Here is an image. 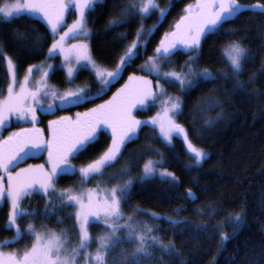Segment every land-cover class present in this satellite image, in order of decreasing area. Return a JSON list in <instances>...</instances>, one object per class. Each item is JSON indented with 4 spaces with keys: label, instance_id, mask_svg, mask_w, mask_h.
<instances>
[{
    "label": "snow or ice",
    "instance_id": "obj_1",
    "mask_svg": "<svg viewBox=\"0 0 264 264\" xmlns=\"http://www.w3.org/2000/svg\"><path fill=\"white\" fill-rule=\"evenodd\" d=\"M97 2L98 0H0V22H11L13 19L27 17L37 19L38 22L42 20L47 25L54 37L48 48V58L57 54L62 56V67L66 70L67 82L71 83L82 67L94 70V78L100 82V87L95 92L88 86H78L59 93L48 83V79L51 71L60 68L61 65L48 63L47 68H44L47 60L37 65H29L23 78H18L17 65L3 51V46H0V58L6 61L10 77L6 95L4 90L0 89V128L13 118L33 125L31 128H20L0 139V209L3 204L9 207L7 219L0 230L13 232L11 237L0 240V249L8 244L17 243L25 236L34 237L30 247L8 252L0 250V264H80L81 260L84 264H144L149 258H162L154 257V250H158L162 255L177 257L176 264H187L176 249L174 240L164 243L161 237L153 234L158 225L150 226L147 222L139 221L132 214L123 211L122 205L132 195L135 183L132 177L121 179L115 173H111L109 180L118 181L111 187L101 188L98 182L95 188L79 191L73 187L57 188L56 182L64 175H79L80 184L95 176H103L104 170L112 167L120 159L124 148L137 137L140 126L145 123L132 115L133 108L143 109L149 102H155L158 96H167L160 79H164L171 87L178 84L186 96L206 82L221 78L236 80L237 89L243 92L245 86L238 78L245 71L244 63L250 56L249 50L239 42L228 44L221 52L231 69V75L223 71L215 73L209 68L198 70L192 67L190 62L199 59L202 39L209 35L234 34L235 30L225 29L224 24L238 17L244 10L264 15V3L260 0H256L254 4L240 3L239 0H195V3L186 4L184 14L175 22L172 31L165 32L160 39L154 50L155 55L148 57L140 66L142 70L154 73L158 77L155 87L153 81L147 77L129 76L128 82L117 89L109 100L83 113H76L74 120L69 116L49 120L50 137L44 139V130L35 126L38 123V111L51 112L63 105H77L82 101L90 102V97H98L111 85L125 64L142 54L150 42L151 35L175 6V0H169L164 7H160L158 0H128L120 14L109 20L106 31L127 23L128 19L134 16L144 19L157 12V19L147 31L144 30L143 24L140 25L136 31V38L120 57L116 70L107 71L93 60L87 43V39L92 35L88 28L87 14L96 10L94 6ZM73 11L76 13V19L68 24L66 14ZM62 27L64 31L60 32ZM32 31L35 32V29ZM13 35L22 37L24 34L17 30ZM142 36L144 39H141ZM77 37L82 39L67 44L69 39L76 40ZM120 37L126 38V33H121ZM180 49L194 52L196 55L188 57V62L181 66V71H162L161 61L171 64V57ZM37 70L41 75L34 81V86L30 87L33 73ZM261 71H264V64L261 65ZM253 79L254 76L249 77L250 81ZM161 104L162 112L150 117L148 122L159 129L158 137L170 148L175 147L174 138H182L187 146L186 151L193 158L186 167L189 169L199 167L207 153L191 142L187 129L174 118L182 114L181 98L168 96ZM105 128L111 132V143L107 149L87 164L79 167L74 165L72 160L88 153L99 142L98 138L103 135ZM42 150L47 151L46 164L50 167L45 168L44 164L29 165L27 168H19L16 172L11 171L21 160ZM163 163L165 160L162 156L160 159H146L139 181L143 182L158 175L170 184L178 185L180 180L175 173L166 168H157V165ZM127 170L125 166L120 172L125 173ZM34 192L47 197L43 213L39 208L24 206L22 203ZM185 198L196 199L191 188L186 189ZM54 200L60 203L57 205ZM58 208L75 209L67 213L69 218H73L72 230L78 237V243L74 247L68 246L71 239L65 229H61L59 233L51 229L39 232L32 223H28L26 228H22L18 223L26 216L51 217ZM186 209L187 205H184L176 212L178 214ZM132 211L140 213L147 210L136 207ZM212 213L215 214V209ZM149 215L157 220H165L173 226L188 223L156 212H150ZM243 218L244 212L241 210L231 214L228 220L218 227H224L225 224L232 226L233 223L238 227ZM57 223H64V219L58 217ZM93 223H102L107 232L93 236L89 231V226ZM196 227L208 234V225L197 224ZM187 230L186 228L182 231ZM235 231L236 227H233V235ZM230 238L228 234L221 232V247ZM93 243L96 245L95 251H90ZM133 243L135 247L131 248V251L122 247L123 244ZM118 247L119 253L113 255V250Z\"/></svg>",
    "mask_w": 264,
    "mask_h": 264
},
{
    "label": "trees",
    "instance_id": "obj_2",
    "mask_svg": "<svg viewBox=\"0 0 264 264\" xmlns=\"http://www.w3.org/2000/svg\"><path fill=\"white\" fill-rule=\"evenodd\" d=\"M158 1L163 6L169 3V0ZM193 2L195 0H175V6L150 37V42L146 45L147 56L153 55L158 40L184 13L185 5ZM239 2L254 4L256 0ZM260 2L264 3V0ZM127 3L128 0L98 1L94 6L96 10L87 14L88 28L92 33V55L96 61L107 67H113L118 62L136 38V31L141 24L155 21L154 15L144 19L134 16L128 19L127 23L106 31L109 20L118 16ZM224 28L234 29V34L209 35L202 39L199 59L190 63L198 70L209 68L215 73L223 71L231 75V69L221 52L228 44L239 42L249 50L250 56L244 63L245 71L238 78L245 86L244 91L237 89L236 80L224 78L206 82L188 96L177 85H167L169 92L177 94L182 101V114L177 115V121L187 129L191 142L207 151L202 164L199 167L187 168L191 158L181 139L174 138L175 147L170 148L158 137L154 127L143 125L139 128L137 137L124 148L120 159L112 167L105 169L103 176H95L86 183L94 185L98 181L101 184L113 185L118 181L109 180L111 173L121 179L132 177L135 181L132 195L122 205L123 211L150 226L158 225L153 234L161 237L164 243L174 240L176 249L187 264H264V71H261V65L264 64V15L244 10L238 17L225 23ZM32 29H35V32ZM17 30L24 35L14 36L13 32ZM121 33H126V38H121ZM53 38L50 29L42 20L38 22L37 19L23 17L11 22H0V46H3V51L17 65L18 77L24 74L29 65H37L55 58H48V48ZM20 40L23 42L20 43ZM189 54L190 52L177 51V69L186 65ZM4 62L5 60L0 58V89H4L8 80ZM133 70L134 67L126 68L123 72ZM250 76H254L251 81ZM75 78L77 82L91 83L92 88L98 86L89 70L82 69ZM50 80L51 84L59 88H67L70 85L60 68L51 72ZM112 90L113 85H110L101 96L90 98V102L82 101L77 105L68 106L65 112L72 115L86 110L107 97ZM108 139V135L103 132L98 138L99 142L88 153L75 159L76 163H84L98 155L106 148ZM161 156L165 163L157 165V168H166L175 173L180 180L178 185H172L158 176L139 181L144 161L148 158L160 159ZM31 160L36 161L31 157L26 159L27 162ZM125 166L127 172L121 173L120 169ZM77 182L78 176L64 175L56 184L57 188H65L73 187ZM188 188L195 193V200L185 198ZM46 200L47 197L34 194L26 197L22 203L24 206L39 208L43 213ZM54 203L58 205L60 202L54 200ZM184 205H187V209L177 214L176 210ZM136 207L147 211L133 213L132 210ZM213 209L215 214L212 213ZM241 210L244 212V218L238 227L234 223L232 226L225 224L224 227H218L228 220L231 214ZM71 211L73 208H58L51 217L26 216L18 223L22 228L32 223L36 230L65 229L69 237L75 239L77 235L72 230L73 218L67 215ZM7 212L8 205L3 204L0 209V229L7 219ZM150 212L172 216L188 223L173 226L165 220L154 219L149 215ZM58 217L63 218L64 223H57ZM197 224L208 225V234L201 232L196 227ZM233 227H236L234 235ZM186 228L187 231H182ZM89 231L95 236L106 233L107 228L93 223L89 226ZM221 232L231 237L223 247L220 243ZM12 235V231L0 230V240ZM29 243L30 236H25L17 243L4 247H16L21 250ZM122 247L131 251L135 244H123ZM119 251V247L114 249L113 255H117ZM154 257L162 258H149L144 264H176L178 260L175 256L162 255L158 250H154Z\"/></svg>",
    "mask_w": 264,
    "mask_h": 264
},
{
    "label": "rangeland",
    "instance_id": "obj_3",
    "mask_svg": "<svg viewBox=\"0 0 264 264\" xmlns=\"http://www.w3.org/2000/svg\"><path fill=\"white\" fill-rule=\"evenodd\" d=\"M100 1V0H98ZM159 3V1H158ZM195 3V2H193ZM160 4V7H164L163 4L159 3ZM184 14V13H183ZM182 14V15H183ZM151 15H154L155 16V21L157 19V15L158 13L157 12H153ZM150 15V16H151ZM149 16V17H150ZM148 18V17H147ZM180 18V17H179ZM179 18L177 20H179ZM76 19V13L73 11L71 12V14H66V21L68 24L72 23V21ZM175 20V22L177 21ZM155 21L151 22V23H146V24H143L144 26V30L147 31V29L153 25L155 23ZM175 22L173 23L171 29L168 31H172V28L174 27V24ZM67 25H65L66 27ZM64 31V27H62L60 29V32H63ZM54 39V38H53ZM79 39H82L81 37H77L76 40H73V39H69L67 41V44H73V43H76L78 42ZM141 39H144V37L142 36ZM161 39V38H160ZM160 39L158 40V44H159V41ZM87 43L89 44V49H90V54L93 58L94 61H96L92 55V52H91V46H90V38L87 39ZM157 44V45H158ZM157 47V46H156ZM155 50V49H154ZM180 51L182 52H190V54L187 56V59L189 56H193V55H196V53L194 52H191V51H185L183 49H180ZM124 55V54H123ZM122 55V56H123ZM148 54H146V48L142 51V54H140L138 57L134 58V61H129L131 62L132 64L131 65H128L125 64L121 70H120V73L119 75L112 81L111 85H113V90L112 92L105 98H102L100 101H98L97 103H94L93 106L89 107V108H94L96 105L98 104H102L104 101L106 100H109L113 93L116 92L117 89L121 88L122 86L125 85L126 82H128V78L129 76H132V75H135V76H138V77H147L148 79L152 80L153 81V87H155V82L156 80L158 79V77L154 74V73H149L147 70H142L141 69V65H143L145 63V61L148 59V57L150 56H147ZM155 55V51H153V55L151 56H154ZM55 58L54 59H51V60H48L47 63H45L43 65L44 68H47V64L48 63H51L53 65H61L60 69H62L66 75V70L62 67V56H60L59 54H57L56 56H54ZM56 59V60H55ZM171 60H172V63L169 64L165 61H161V64H162V68L161 70L162 71H167V70H176V71H181V69H177L178 67H176V64H177V61H178V55L176 54L175 56L171 57ZM120 62V59L118 60V62L113 66V67H107L101 63H99L98 61H96V63L101 66L102 68L106 69L107 71H115L116 70V67H117V64H119ZM4 67L7 69V63L6 61L4 62ZM134 67L135 70L131 71V72H127V73H124V69L126 68H132ZM82 69H86V70H89L93 76L95 77V72L94 70H92L90 67L89 68H84L82 67ZM27 70V69H26ZM186 70V68H185ZM26 72V71H25ZM24 72V74H25ZM52 72V71H51ZM24 74L18 78H23ZM7 75H8V80H7V83L9 82L10 80V77H9V74L7 72ZM41 75V72L39 70L35 71L33 73V81L32 83H30V87L34 86V81L36 79L39 78V76ZM77 76V75H76ZM76 79V78H75ZM75 79L72 80V82L70 83V85L67 87V88H59L58 86H55L54 84H51V80H50V76H49V79H48V83L50 85H52L59 93H63L64 91L68 90V89H75L76 87L80 86V87H84V86H88L91 88V90L93 92H95L99 87H100V82L96 80L98 86L97 87H94L92 88L91 86V83H88V82H77L75 81ZM75 82V84H74ZM7 83L4 87V94L6 95V88H7ZM160 83L164 86V88L166 89V92H167V96H158L156 101L155 102H149V105L143 109H141L140 107H137V108H133L132 110V115L138 119V120H141V121H144L145 123L142 124L141 126L143 125H148V126H151V127H154L151 123H149V118L150 117H153L155 116L158 112H162V109H163V105L161 104V101L162 100H165L168 96H171V97H174V96H178L177 94H174V93H171L169 92V90L167 89V85L168 83H166V81L164 79H160ZM96 84V83H95ZM177 86L179 87V85L177 84ZM17 87V90L19 88V85L16 86ZM109 88V87H108ZM108 88L105 89V91L103 93H105ZM103 93H101L99 96H101ZM90 98H93V97H90ZM43 99V98H42ZM46 102V101H45ZM68 106H71V105H63V106H60L58 109H53L51 112H43V111H38L37 115H38V123L35 125L36 127L40 128V129H43V137L44 139H48L50 137V133L48 132V121L49 120H56L58 117H61V116H69L71 117L73 120L76 118V113L78 112H75L74 114H68L66 113V108ZM88 108V109H89ZM87 111L86 110H83V111H80L79 113H83ZM177 121V115L174 117ZM178 122V121H177ZM179 123V122H178ZM140 126V127H141ZM33 127V125L31 123H28V122H24V121H17L15 118H13L12 120L9 121V123L7 125H5L3 128H0V139H4L5 137H7L9 135V133H12V132H15L17 130H19L20 128H31ZM154 129L156 130L157 134H158V131L159 129L154 127ZM103 132L108 135V144L106 146V148L104 150H102L100 153H98V155H96L95 157L87 160L86 162L84 163H76L75 159L72 160V163L74 165H76L77 167L81 166V165H84V164H87L88 162H90L91 160L93 159H96L100 154H102L108 147V145L111 143V132H110V129H107L105 128L103 130ZM182 140V138H179ZM183 141V140H182ZM185 147L186 144L184 143ZM197 147V146H196ZM200 148V147H198ZM202 150H204V152L207 153V151L203 148H200ZM190 158H191V162L193 161V158L192 156L189 154ZM34 158L36 161H26L27 158ZM29 157H26L24 158L23 160H21L17 167L16 168H13L11 169L12 172H16L19 168H27L29 165H33V166H36V165H41V164H44L45 165V168H48L50 167L48 164H46V160H47V151L46 150H42V151H39V152H35L33 154H31ZM142 175V174H141ZM75 176H78V182H77V185L73 186V188H75L77 191L81 190V189H88V188H95L97 187V184H98V181L95 182L94 185H88L87 183H84V184H80L79 181H80V176L79 175H75ZM158 176V175H157ZM159 177V176H158ZM89 181V180H88ZM5 183H6V179H5ZM112 185L111 184H101L99 183V187L101 188H104V187H111ZM65 188H68V187H65ZM34 194H39V193H32V195ZM41 195V194H39ZM23 202V201H22ZM8 210H9V207H8ZM75 209H73L74 211ZM100 225L103 226L102 223H98ZM104 227V226H103ZM105 228V227H104ZM49 229V228H47ZM53 230V229H51ZM36 231H39V232H44L45 229H40V230H36ZM54 231V230H53ZM57 233H59L60 231H56ZM70 238V237H69ZM71 239V244H69L68 246L69 247H74L77 243H78V237L76 236V238H70ZM34 240V237H30V243L27 247H30L31 246V243L32 241ZM95 248H96V245H91V248L89 249L90 251H95ZM2 251H5V252H8V251H13V250H18L16 247H3L2 249H0ZM22 250V249H21ZM80 264H84L83 260L80 261Z\"/></svg>",
    "mask_w": 264,
    "mask_h": 264
},
{
    "label": "flooded vegetation",
    "instance_id": "obj_4",
    "mask_svg": "<svg viewBox=\"0 0 264 264\" xmlns=\"http://www.w3.org/2000/svg\"><path fill=\"white\" fill-rule=\"evenodd\" d=\"M131 64H132L131 62L128 63V65H131Z\"/></svg>",
    "mask_w": 264,
    "mask_h": 264
}]
</instances>
